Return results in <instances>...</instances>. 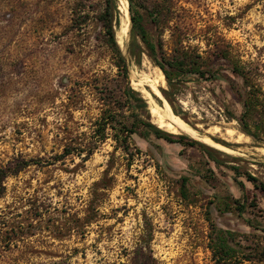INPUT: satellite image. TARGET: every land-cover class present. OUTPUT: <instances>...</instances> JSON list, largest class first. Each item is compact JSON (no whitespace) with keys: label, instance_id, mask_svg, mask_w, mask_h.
I'll return each instance as SVG.
<instances>
[{"label":"rangeland","instance_id":"1","mask_svg":"<svg viewBox=\"0 0 264 264\" xmlns=\"http://www.w3.org/2000/svg\"><path fill=\"white\" fill-rule=\"evenodd\" d=\"M117 1L126 71L105 0H0V264H264V0H132L167 58L199 62L160 89L195 131L174 134L212 156L137 123H154L143 74L160 67L130 57Z\"/></svg>","mask_w":264,"mask_h":264},{"label":"trees","instance_id":"2","mask_svg":"<svg viewBox=\"0 0 264 264\" xmlns=\"http://www.w3.org/2000/svg\"><path fill=\"white\" fill-rule=\"evenodd\" d=\"M130 12H131V18H132V34L130 43L128 46V53L130 57H133L137 60L139 63L141 56L143 53H146L151 57V59L162 69L164 74L166 75L169 83L172 84L173 78L171 76V73L167 66L175 69V70H182V68L186 66H191L190 70L202 74L203 71L201 70V67L199 65L198 61H188L186 58L176 57L174 59H169L163 52V46L160 42H155L151 34L148 30V28L145 25L144 17L142 16V13H140L133 5L132 0H130ZM119 9H118V1L117 0H105V7L104 11L101 15V18L103 20L104 27L107 32V41L108 44L116 50L118 54V65L122 67L125 71L127 70L126 60L123 54L121 53L119 49V45L117 43L116 37H115V28H114V21L116 20L117 23L119 22ZM165 92V91H164ZM126 94L128 95V98L139 104L141 108H144L146 106V102L144 99L140 96H138V93L135 89L129 85L126 89ZM245 111L243 113V117L241 118L243 123L244 130L255 136L254 133H252L250 129L249 122L247 121V117L250 115V113H253L258 108V103H256V100L251 97L249 99H246L244 102ZM142 124L143 127L150 133L155 134L158 137L164 138L169 141H179L181 143H188L190 145H199L201 146L210 156H212V151L214 150L212 147L201 143L197 139H194L192 137H189L186 134H174L167 131H164L159 126H157L155 123H152L150 120L146 121L143 119H140L137 123ZM137 124L134 125V123L130 127H126V135L121 139L123 142H127L129 136L136 131ZM125 148L128 150V145L125 146ZM28 163L26 161H23L22 163L18 164L16 167H14L11 171H7L10 173H16L20 170H22ZM7 172L4 175H7ZM249 179L252 180L255 185L256 178L249 175ZM261 188L264 190V184L261 185ZM239 206H242L243 203H241ZM224 243V241H222ZM223 250L229 254V249H227V245L223 244Z\"/></svg>","mask_w":264,"mask_h":264},{"label":"bare ground","instance_id":"3","mask_svg":"<svg viewBox=\"0 0 264 264\" xmlns=\"http://www.w3.org/2000/svg\"><path fill=\"white\" fill-rule=\"evenodd\" d=\"M126 18L124 17V19H123V21L121 23L122 24L121 25L122 32H126L127 29L130 26L129 25V19L128 18L126 19ZM131 22L132 21L130 19V23ZM120 38H121V36H120ZM121 40H122V38H121ZM143 75H144L145 79L147 80L151 91L153 93H155L156 95H158L161 99H163L165 105H167L169 107V105L167 104L165 98L163 97V95L160 92V87H163L164 84H165V75H164L163 71L160 68H158V69H155V70H151L149 73H144ZM140 87H139V89H140ZM151 91L149 89H147V88H143V93H144L145 97L152 104L150 110H151L153 122L156 123L159 127L164 128V129H166V130H168L170 132H173V133L178 132V128L186 131L185 129H183V127L181 128V126H180V125H184V126H187L189 128V132L188 131H186V132L188 134H190V135H194L195 131L186 122H184L180 117H177L176 115H174L175 113L172 111V109L170 107L169 108L171 109L173 114L170 111L164 109L163 107H161L159 105V103L154 99ZM204 141L207 144H209L210 146L213 145L212 143L208 142L206 139H204ZM240 142H242V139H241ZM215 146H216V148L218 147L217 145H213V147H215ZM221 148L226 150V151H229L231 153L234 152L233 150L229 149L228 147H221ZM262 153L264 155V151Z\"/></svg>","mask_w":264,"mask_h":264},{"label":"water","instance_id":"4","mask_svg":"<svg viewBox=\"0 0 264 264\" xmlns=\"http://www.w3.org/2000/svg\"><path fill=\"white\" fill-rule=\"evenodd\" d=\"M160 92H161V94L163 95V97L165 98V96H164V94H163V92H162V90L160 89ZM158 96V95H157ZM166 99V98H165Z\"/></svg>","mask_w":264,"mask_h":264}]
</instances>
